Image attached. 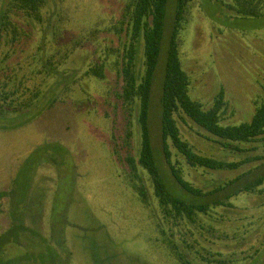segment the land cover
<instances>
[{
    "label": "rangeland",
    "instance_id": "1",
    "mask_svg": "<svg viewBox=\"0 0 264 264\" xmlns=\"http://www.w3.org/2000/svg\"><path fill=\"white\" fill-rule=\"evenodd\" d=\"M10 1L0 0V16ZM46 2L43 24L20 20L30 37L1 66L17 68L23 64L25 69L28 65V72L39 63L35 57L70 49L74 41L84 43L59 68L60 73L48 79L32 111L0 124L7 128H0V192L9 193L11 188L15 196L11 206L7 198L0 200V234L11 228L12 213L23 215L34 208L25 220L32 227L30 231L17 229L0 240V264H16L20 257L40 252L46 260L55 258L54 250L66 261L64 264H179L158 228L162 220L156 203L153 199L151 207L141 203L128 181L126 165L112 154L113 135L120 143L125 121L121 112L117 117L112 112L119 77L113 68L116 57L108 59V54L122 49L126 41L124 34L117 36L111 28L121 20L127 0ZM169 4L168 20L173 16L175 0ZM233 6L227 0H196L193 21L181 34L184 68L191 78L190 96L209 107L223 90L228 103L225 125L249 122L264 98V16H243L229 9ZM143 49L141 41L139 76L144 71ZM166 51L167 44L157 83L166 65ZM104 59L108 60L104 81L85 75ZM157 94L153 97L155 105ZM56 96L61 99L59 103L47 109ZM188 123L179 122L182 137L199 154L229 162L247 155L264 156V145L258 143L243 146L254 152L230 154L197 136L198 129ZM133 132L134 154L138 155L136 125ZM182 168L187 180L207 188L221 185L249 167L221 173L195 171L185 163ZM259 173L264 174V168L250 180ZM143 176L149 188V178L145 173ZM232 203L230 210L217 208L209 217H202L206 226H213L230 240H216L208 234L202 238L199 231L196 238L207 249L223 254L224 259H234L235 264H264V194L242 193ZM245 253L250 256L247 260Z\"/></svg>",
    "mask_w": 264,
    "mask_h": 264
},
{
    "label": "trees",
    "instance_id": "2",
    "mask_svg": "<svg viewBox=\"0 0 264 264\" xmlns=\"http://www.w3.org/2000/svg\"><path fill=\"white\" fill-rule=\"evenodd\" d=\"M227 1L235 5L229 9L240 15L264 16V0ZM169 3L170 0H127L121 20L111 28L117 36L124 34L126 37L122 49L111 50L112 54H108V59L111 56L116 57L113 68L119 77V88L114 93L112 112L116 117L121 112L125 121L124 135L120 143L113 135L112 154L121 161V164L126 165L128 181L141 203L146 207H151L152 199L156 203L162 220L158 228L164 237L166 247L179 264H200L197 260L206 264H235L234 259H230L231 261L224 259L223 254L214 253L207 249L204 243L201 244L199 238H196V231H199L202 238L208 234L216 240H230L229 236L219 235V231L213 226H206L202 217H209L217 208L229 210L234 208L232 199L242 193L264 194V174L259 173V176L251 180L249 178L264 168V156L247 155L239 161L229 162L199 154L182 137L179 122L184 125H189L190 122L198 129L197 136L220 146L230 154H247L256 150L244 148V145L257 143L264 145V98L257 103L252 119L239 125L224 124L228 103L223 90L215 96L209 107L202 101L193 100L190 96L191 78L185 71L182 59L181 34L193 21L196 0H175L173 16L168 20ZM46 6V0H12L0 16V124L5 123L4 121L11 116L32 111L40 101L43 95L42 88L48 79L58 75L59 68L84 43L83 40L74 41L70 49L59 50L49 56L44 53L42 58L35 57L34 61L38 60L39 63L34 69H31V66L28 72L29 66L26 65L24 69L23 64L17 68L2 67V62L6 65L11 56L16 54L17 49L24 42L26 44L30 37L23 30L20 20L43 24V10ZM141 41L144 48V71L139 76L137 54ZM165 44L166 65L161 81L157 83L158 68ZM41 51L43 50L40 48ZM107 61L104 59L100 64L91 66L85 75L104 81ZM39 76H43L41 80H38ZM262 90L264 92V86ZM156 92L158 94L155 105L153 97ZM60 100L56 96L48 104L47 109L53 108ZM108 115L109 113L107 117ZM135 125L140 137L138 155L134 154ZM0 128L7 129L4 126ZM258 162L261 163L254 166ZM183 163L195 171L205 172H237L249 168L221 185L198 188L185 178ZM21 172L22 169L19 175ZM144 173L149 178L150 190ZM246 178L249 181L243 182ZM9 190L11 191L9 193L0 192V200L7 198L8 206L9 203L11 206L15 196L12 189ZM22 203L18 205V210ZM33 210L32 207L23 215L12 213L11 228L0 234V240L17 229L30 231L29 228L32 227L27 225L25 220ZM36 214L33 216L40 219ZM45 240L48 247L53 248L49 241ZM206 241L209 242V239ZM54 251L55 258L46 260L42 252L31 256L26 254L20 257L16 264H64L66 261L63 257ZM243 255L245 260L250 258L246 253Z\"/></svg>",
    "mask_w": 264,
    "mask_h": 264
}]
</instances>
